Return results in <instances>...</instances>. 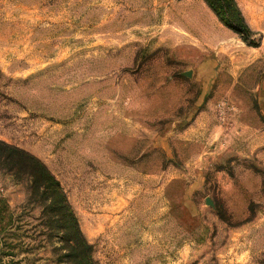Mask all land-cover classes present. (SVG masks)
I'll return each mask as SVG.
<instances>
[{"label": "rangeland", "instance_id": "obj_1", "mask_svg": "<svg viewBox=\"0 0 264 264\" xmlns=\"http://www.w3.org/2000/svg\"><path fill=\"white\" fill-rule=\"evenodd\" d=\"M229 1L0 0L19 259L264 264V0Z\"/></svg>", "mask_w": 264, "mask_h": 264}, {"label": "trees", "instance_id": "obj_2", "mask_svg": "<svg viewBox=\"0 0 264 264\" xmlns=\"http://www.w3.org/2000/svg\"><path fill=\"white\" fill-rule=\"evenodd\" d=\"M206 1L208 2L209 0H206ZM209 4L211 5V7L213 6L210 2ZM226 6L227 8H231V9L236 8V10L238 11L234 3V0H230L229 2H227ZM238 14H239V11H238ZM239 16L241 15L239 14ZM239 24L245 33L248 34L250 32L248 27L245 25V23L242 20H241V23ZM34 163L36 164L39 170H42L45 172L43 173L44 177H47V179L50 180L52 183L54 178L45 169V167L37 161H34ZM6 220H7L6 216L0 214V221L6 222ZM13 224H14V216L9 214V220L7 224H5L4 226L0 225V264H30L31 262H30L29 255L19 259V257L29 254L30 249L27 246V244L24 243L23 235L19 236L18 234L11 231L10 228ZM79 235L81 234L79 233ZM81 247H83V249L90 248L89 245L87 244H83ZM77 250L78 249L76 248L74 249V251H77ZM75 261H77L76 264H93L91 255H87L85 253L75 255Z\"/></svg>", "mask_w": 264, "mask_h": 264}]
</instances>
